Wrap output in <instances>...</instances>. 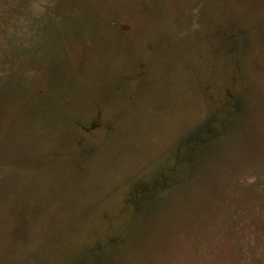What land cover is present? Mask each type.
Segmentation results:
<instances>
[{"label": "rangeland", "instance_id": "1", "mask_svg": "<svg viewBox=\"0 0 264 264\" xmlns=\"http://www.w3.org/2000/svg\"><path fill=\"white\" fill-rule=\"evenodd\" d=\"M0 264H264V0H0Z\"/></svg>", "mask_w": 264, "mask_h": 264}]
</instances>
